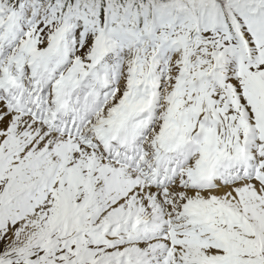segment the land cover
<instances>
[{"label":"snow or ice","instance_id":"6c2138e0","mask_svg":"<svg viewBox=\"0 0 264 264\" xmlns=\"http://www.w3.org/2000/svg\"><path fill=\"white\" fill-rule=\"evenodd\" d=\"M0 264H264V0H0Z\"/></svg>","mask_w":264,"mask_h":264}]
</instances>
